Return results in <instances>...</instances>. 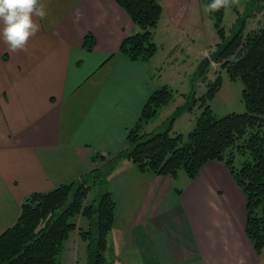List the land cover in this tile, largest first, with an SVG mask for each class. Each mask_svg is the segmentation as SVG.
<instances>
[{"label":"crops","instance_id":"1","mask_svg":"<svg viewBox=\"0 0 264 264\" xmlns=\"http://www.w3.org/2000/svg\"><path fill=\"white\" fill-rule=\"evenodd\" d=\"M262 1L244 33L264 21ZM159 2L157 51L146 62L120 53L140 28L116 0H42L47 17L26 50L9 53L0 41V235L27 196L78 180L97 166L96 155L125 146L163 85L166 61L211 23L205 0ZM178 176L142 173L128 159L117 164L108 177L116 209L107 264H263L246 232L245 195L228 168L213 161L194 180ZM67 242L61 264H81L87 243L78 229Z\"/></svg>","mask_w":264,"mask_h":264},{"label":"trees","instance_id":"2","mask_svg":"<svg viewBox=\"0 0 264 264\" xmlns=\"http://www.w3.org/2000/svg\"><path fill=\"white\" fill-rule=\"evenodd\" d=\"M129 14L140 31L126 37L120 53L131 60L149 61L157 51L153 31L163 11L159 0H116ZM254 4L258 0H254ZM210 4L212 0H205ZM249 4V2H248ZM225 8L211 12L221 39L214 60H225L229 78L240 79L246 111L232 112L215 117L209 102L221 86V76L202 95L196 126L185 136L172 134L176 117L193 109L195 94L179 108L169 121L168 128L138 139L135 130L143 120L149 121L172 99L167 85L155 90L144 105L136 125L129 130L126 144L114 155H96L94 160L110 156L112 160L102 168L95 167L76 181L60 185L45 193H32L22 204L17 222L0 235V264H61L60 256L65 243L78 229L80 238L87 243L86 264H107L108 236L114 226L116 201L109 188L108 177L123 159H129L142 173L176 178L184 170L194 180L202 167L209 162H222L230 171L246 197V232L256 251L264 249V21L244 35L245 22L239 19L230 37L223 25ZM85 44L93 48L94 40L88 35ZM239 50L242 56L231 60ZM124 150V151H123ZM242 156L243 163L236 165L235 158ZM106 168V170H105ZM105 170V172L103 171ZM104 172V173H103ZM96 173L94 177L91 175ZM91 180L89 181L88 177ZM88 180V181H87ZM98 194L87 201V192L93 186ZM102 189V190H101ZM69 199V197H71ZM87 222L83 227L79 219Z\"/></svg>","mask_w":264,"mask_h":264},{"label":"rangeland","instance_id":"3","mask_svg":"<svg viewBox=\"0 0 264 264\" xmlns=\"http://www.w3.org/2000/svg\"><path fill=\"white\" fill-rule=\"evenodd\" d=\"M248 2L249 4H246L247 2L245 0H238L237 3L231 4L226 9L223 22L226 37H230L235 30V23L238 21L235 22L237 17L239 19L249 20L251 17L249 14L252 13V17L254 18L249 20V28L252 26L251 23L257 20L255 19V16L257 14L258 5L253 3L255 2L254 0H248ZM262 2H264V0ZM236 9L241 11L237 17L235 12ZM211 17V23L206 29L200 28L197 30L199 33L196 32L194 38L188 40V45H186L184 50L177 51L175 54L172 53L174 54V58H170L166 61L161 71L162 75L158 77H161L162 86L167 85L172 91V99L159 111L156 117L151 118L149 121L143 120L141 126L135 130L137 133H133V135L138 136V139L160 130L164 131L167 129L171 118L176 115L180 107L186 104V101L188 100L187 97L195 94V97L198 99L197 104L194 105L193 109L185 111L180 114V116L176 117L172 124V134L183 133L187 136L196 126L197 117L201 114L202 110L206 109L205 105L200 107L201 101L199 98L208 91L209 86L214 84L219 76H221L222 81L220 89L214 99L209 102L215 117L219 118L232 112L243 113L246 111V106L242 97L244 89L243 82L240 79L233 80L229 78L226 69L222 68V64L224 65L225 60H214V53L217 51L221 39L217 32L218 28L216 27L215 20L212 15ZM263 17L264 14L260 17L261 20ZM245 34L246 33H244V35ZM242 51L243 50H239L236 55L231 57V60H236L237 57L242 56ZM189 102H193V98L190 97ZM128 146L129 142H127V144L125 143V146L122 149L126 150L125 148H129ZM244 159L245 158L242 156L236 155V165H241ZM111 160L112 158L110 156H106L101 160L99 159L97 160L96 167L102 168ZM105 170L103 171L105 172ZM94 175L97 174H92L91 178L92 176L94 177ZM185 175V171L181 170L177 181L183 183V180L181 179H183L182 177H185ZM91 178L89 176L88 180L93 181L94 178L92 180ZM90 184L92 183H87V185ZM98 191H100L99 186L93 185L87 192L86 200H92L98 194ZM71 198L72 196L69 197V199ZM73 240L74 239H71L67 242V249L72 245L74 242ZM66 252L69 251L66 250L65 253ZM261 258L263 259L262 263L264 264V249L261 252ZM86 262L87 255L86 259L83 260L81 264H86Z\"/></svg>","mask_w":264,"mask_h":264},{"label":"clouds","instance_id":"4","mask_svg":"<svg viewBox=\"0 0 264 264\" xmlns=\"http://www.w3.org/2000/svg\"><path fill=\"white\" fill-rule=\"evenodd\" d=\"M238 0H212L206 11L228 8ZM47 11L42 0H0V41L9 53L26 50L29 40L40 30L38 20H44Z\"/></svg>","mask_w":264,"mask_h":264}]
</instances>
